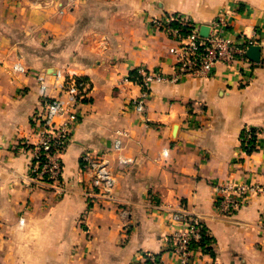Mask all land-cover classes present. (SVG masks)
I'll return each mask as SVG.
<instances>
[{
	"label": "crops",
	"instance_id": "crops-1",
	"mask_svg": "<svg viewBox=\"0 0 264 264\" xmlns=\"http://www.w3.org/2000/svg\"><path fill=\"white\" fill-rule=\"evenodd\" d=\"M166 15L199 29L224 15L239 44L261 47L260 61L155 84L141 114L130 73H174V42L151 23ZM59 69L91 87L61 192L27 182L32 116L43 108L37 77L51 83ZM246 129L258 132L251 154L241 153ZM118 130L134 163L113 165L114 200L102 202L81 156L109 150ZM229 183L264 187V0H0V264H143L148 253L179 264L167 242L178 210L214 239V256L200 252L194 264H264V194L225 217L217 189Z\"/></svg>",
	"mask_w": 264,
	"mask_h": 264
},
{
	"label": "built area",
	"instance_id": "built-area-1",
	"mask_svg": "<svg viewBox=\"0 0 264 264\" xmlns=\"http://www.w3.org/2000/svg\"><path fill=\"white\" fill-rule=\"evenodd\" d=\"M151 23L156 30L173 40L174 46L171 47L170 53L175 57V69L172 75L139 70L143 93L134 101V105L141 114L145 112V99L149 90L155 84H177L187 76L208 79L219 63L231 67L237 63L244 65L250 61L246 53L254 44V39H246L244 43L239 44L229 32V19L224 15L217 16L212 21L207 37L200 35L199 27L188 17L166 15L154 18ZM14 68L20 72L25 71L20 65H15ZM37 79L43 108L32 116L35 130L34 140L28 142L31 161L27 182L46 185L61 192L64 174L62 157L80 121L79 106L89 98L91 87L89 83L64 69L56 71L51 83L45 75H39ZM50 90L55 91L57 95L50 96ZM126 136V131L118 130L109 150L101 152L87 150L81 156L82 169L91 178L90 194L102 202L114 200L117 181L113 174L111 159L116 160L123 169L134 163V159L124 152ZM257 137V131L246 129L244 137L241 138V153H246V148L251 145L250 141L253 138L257 143ZM168 154L169 150L164 149L163 155ZM217 190L218 208L225 217L233 216L247 205L253 196L264 194L262 185L249 183H229ZM20 220L25 221L24 218ZM171 220L181 227L167 237L170 248L179 264H194L198 253L203 252L201 241L205 225L201 219L191 216L186 210L171 212ZM206 234L209 235L207 228ZM143 264L162 262L159 256L148 253L143 256Z\"/></svg>",
	"mask_w": 264,
	"mask_h": 264
},
{
	"label": "trees",
	"instance_id": "trees-1",
	"mask_svg": "<svg viewBox=\"0 0 264 264\" xmlns=\"http://www.w3.org/2000/svg\"><path fill=\"white\" fill-rule=\"evenodd\" d=\"M130 80L140 83V76L138 74V71L135 70L130 73ZM252 131L254 132L256 130L252 129ZM244 135H245V130L241 133V138L244 137ZM250 144L251 145L248 148H246L247 154H251L257 148L255 138H253L250 141ZM203 236L204 237L201 241L202 251L206 254L214 256V248H213L214 239L210 235L206 234V228H203Z\"/></svg>",
	"mask_w": 264,
	"mask_h": 264
},
{
	"label": "water",
	"instance_id": "water-1",
	"mask_svg": "<svg viewBox=\"0 0 264 264\" xmlns=\"http://www.w3.org/2000/svg\"><path fill=\"white\" fill-rule=\"evenodd\" d=\"M209 26H204L200 29V35L203 37H207L209 34ZM247 57L253 62H259L261 58V47L260 46H251L248 48Z\"/></svg>",
	"mask_w": 264,
	"mask_h": 264
},
{
	"label": "rangeland",
	"instance_id": "rangeland-1",
	"mask_svg": "<svg viewBox=\"0 0 264 264\" xmlns=\"http://www.w3.org/2000/svg\"><path fill=\"white\" fill-rule=\"evenodd\" d=\"M111 161H112V165H115V164H116V165H117V167L119 166V164H118V162H117L116 160H114V159H111ZM119 167H120V166H119ZM119 167H118V168H119ZM119 169H121V168H119Z\"/></svg>",
	"mask_w": 264,
	"mask_h": 264
}]
</instances>
